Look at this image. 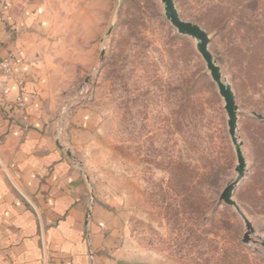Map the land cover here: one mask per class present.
Returning a JSON list of instances; mask_svg holds the SVG:
<instances>
[{
    "label": "rangeland",
    "instance_id": "374dc122",
    "mask_svg": "<svg viewBox=\"0 0 264 264\" xmlns=\"http://www.w3.org/2000/svg\"><path fill=\"white\" fill-rule=\"evenodd\" d=\"M175 2L235 93L246 169L233 198L249 243L220 200L239 165L225 100L161 0H0L21 41L5 58L47 80L49 121L126 264H264V0Z\"/></svg>",
    "mask_w": 264,
    "mask_h": 264
},
{
    "label": "crops",
    "instance_id": "0c3cea01",
    "mask_svg": "<svg viewBox=\"0 0 264 264\" xmlns=\"http://www.w3.org/2000/svg\"><path fill=\"white\" fill-rule=\"evenodd\" d=\"M2 18L0 60L21 45ZM17 60L16 75L0 79V264H126L84 172L49 121L47 80ZM21 96L24 107L15 106Z\"/></svg>",
    "mask_w": 264,
    "mask_h": 264
},
{
    "label": "water",
    "instance_id": "95a60500",
    "mask_svg": "<svg viewBox=\"0 0 264 264\" xmlns=\"http://www.w3.org/2000/svg\"><path fill=\"white\" fill-rule=\"evenodd\" d=\"M164 4L165 15L167 19L177 28L178 32L182 35H188L196 40L197 50L202 55L207 63V68L210 71L211 77L217 84L220 95L225 100V109L229 116V133L232 137V141L235 145L239 165L237 166L238 176L233 180L221 194V201H224L227 205L234 206L236 210L242 215L247 223L249 233L245 236V243L250 241V233L255 231L253 224L244 213L240 204L233 198L234 190L236 186L241 182L245 176L246 159L243 152V141L238 137V105L236 103L235 93L231 83L224 79L220 66L217 64L216 59L209 49L210 36L208 32L199 24L183 19L177 9L175 0H161ZM253 115L262 119L263 116L257 112H252ZM264 247V242L262 243ZM256 249H258L256 247Z\"/></svg>",
    "mask_w": 264,
    "mask_h": 264
},
{
    "label": "built area",
    "instance_id": "2783aa9c",
    "mask_svg": "<svg viewBox=\"0 0 264 264\" xmlns=\"http://www.w3.org/2000/svg\"><path fill=\"white\" fill-rule=\"evenodd\" d=\"M17 66V62L11 58H4L0 60V79L4 77H14L16 75L15 68ZM16 104L18 107L24 106L23 97H19L16 100Z\"/></svg>",
    "mask_w": 264,
    "mask_h": 264
},
{
    "label": "bare ground",
    "instance_id": "6f19581e",
    "mask_svg": "<svg viewBox=\"0 0 264 264\" xmlns=\"http://www.w3.org/2000/svg\"><path fill=\"white\" fill-rule=\"evenodd\" d=\"M224 76V75H223ZM225 80H227L225 77H224Z\"/></svg>",
    "mask_w": 264,
    "mask_h": 264
}]
</instances>
